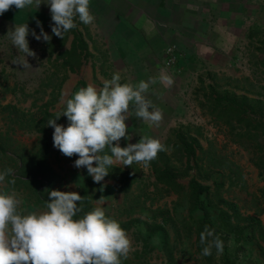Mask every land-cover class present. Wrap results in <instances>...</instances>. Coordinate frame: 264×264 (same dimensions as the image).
Instances as JSON below:
<instances>
[{"label": "trees", "instance_id": "1", "mask_svg": "<svg viewBox=\"0 0 264 264\" xmlns=\"http://www.w3.org/2000/svg\"><path fill=\"white\" fill-rule=\"evenodd\" d=\"M69 33H72L73 37L69 46L63 48ZM51 37V41L46 42L47 58L52 63L50 73L47 74L49 79L46 82L41 81L38 88L45 92L46 86H50L48 91L51 94L50 98L36 104L35 110H25L16 103H0V111L6 113L4 117L7 119L6 128L0 127V172L11 168L13 172L6 176L4 182L25 193L35 206L42 208H46L49 199L48 191L45 189L66 191L63 187L62 174L49 160L52 154H56V158L60 160V154L53 146L54 129L47 125L49 119H55L60 113L51 108L60 96V87L65 75L64 73L59 75L58 80H53L50 76L57 75L59 66L64 72L74 71L87 55H92L82 54L87 49V43L77 31V27L65 33L64 39L52 33ZM256 63L264 66V59L260 58ZM255 75L254 72L253 78L231 77L212 71L198 74L194 98L201 110L210 116L217 126L224 128L225 134L233 143L250 153L251 162L264 174V82ZM77 85H81V88L87 86L83 79H80ZM4 87L15 91V86ZM62 119L63 116L57 123L59 124ZM15 125L23 131L37 133L36 143L26 147L12 141L11 131H14ZM200 135H202L200 125L179 123L172 127L162 143L167 150L161 151L148 167L152 180L150 176L144 175L143 165L135 162L132 166L114 164L109 168V175L106 177L113 180L115 188L125 197L133 196L138 203L145 204L147 200L152 202L171 193L179 198L183 197L192 219L189 232L194 235L195 252L203 264H239V253H245L250 243L256 244L264 256L262 244L264 224L261 219L257 214H244L237 202L224 197L221 193L224 181L218 180L213 174L222 172L225 168L231 172L232 162L227 158L222 159L211 142L204 146L200 141ZM125 139L121 138L123 142H126ZM115 144L116 142H113V146ZM63 157L70 160L78 156ZM191 169H195L196 174H190ZM186 175L190 176L184 183L180 178ZM200 177L211 178L212 184L202 182ZM229 177L232 182L235 175L230 173ZM13 179L15 184L11 183ZM97 185L98 183L93 181L85 169L83 181L78 189V193L83 197L82 202H78V207L82 211L74 219L82 218L84 214L95 209L93 191ZM152 211L153 219L145 221V232L136 229L143 240L142 248L135 250L133 256H128L127 259L121 258L122 264L148 263L147 253L152 248L148 238L155 233L160 236L161 246L167 258L173 259L175 243L181 234L172 211L166 206H159ZM105 214L112 218L107 212ZM116 221L122 228L128 230L136 226L141 219L133 216ZM167 224L174 226L173 242L170 240ZM205 226L213 229L215 235L223 241L224 248L221 254H217L213 248L211 256L202 255L204 245L200 244V233Z\"/></svg>", "mask_w": 264, "mask_h": 264}, {"label": "clouds", "instance_id": "2", "mask_svg": "<svg viewBox=\"0 0 264 264\" xmlns=\"http://www.w3.org/2000/svg\"><path fill=\"white\" fill-rule=\"evenodd\" d=\"M89 2L47 0L53 21L52 34L64 39L65 33L77 27V17L84 24H92L94 17ZM34 3L37 8L42 4L41 0H0V15L12 7L22 10ZM37 27L40 34L32 30L33 37L50 42L52 37L44 32L39 21ZM29 31L25 23L14 27L10 33L12 44L25 54L12 63L23 65L24 69L32 67L26 57H36L29 48ZM156 82L150 78L136 85L120 83L119 74H114L110 80L103 81L101 88L92 84L80 88L64 101L65 110L47 122L54 129L53 146L66 157L78 156L74 167L86 168L98 184L109 175V168L114 164L132 166L135 162L147 169L161 151L167 150L165 145L148 136L126 147L119 146V141L128 135L126 121L130 110L134 109L135 116L149 127L160 125L162 110L155 108L145 95L150 84ZM159 82L166 87L174 83L172 77L164 73ZM61 116L67 118V127L57 123ZM12 172L11 168L0 172V185ZM11 183L15 184V179ZM45 190L49 196L47 211L27 214L20 209L22 201L17 193L0 192V264H122L121 258H128L132 251L128 233L118 221L107 217L102 207L74 219L82 211L78 202H82L83 197L76 191ZM104 203L101 196L97 204ZM200 244L204 245L202 255L205 257L212 255L213 248L217 254L223 252V241L208 226L200 233Z\"/></svg>", "mask_w": 264, "mask_h": 264}, {"label": "rangeland", "instance_id": "3", "mask_svg": "<svg viewBox=\"0 0 264 264\" xmlns=\"http://www.w3.org/2000/svg\"><path fill=\"white\" fill-rule=\"evenodd\" d=\"M13 30L14 29L5 27L0 29V103L4 104L6 102H11L16 103L25 110H35L37 107L36 104L42 103L45 99H48L51 96V94L48 93L50 86H46L45 92L38 88L41 81H48L49 77H47V74L50 73L52 63L48 60L47 54L44 53V50H47L46 42H44L43 39L40 41L36 40L31 34L32 30H35L39 35L40 29L30 28L27 39L29 41V48L36 53V57H26V59L32 67L24 69L23 65L13 64L12 62L17 60L18 57L24 58L25 56L24 53L19 52L12 44L10 33ZM43 30L47 33L49 28L43 27ZM257 30V35L250 38L252 41L249 40L248 45L244 44V48L247 53L253 54L250 62L251 65H255L253 69V72L256 74L255 76L264 79V66L257 65L258 63H256L260 58L264 59V28ZM95 68H97V70ZM99 68V60L97 59V56L93 55H87L74 71L66 70V72H64V69L62 70L59 66L57 75L50 76V78L58 80L60 77L59 75H62L63 73L65 78L60 87V96L53 103L51 109L58 110L60 113L65 110L66 103L64 101L71 98L73 94L81 88V85H77L80 79H83L87 85L92 84L97 88H101L103 86V81L110 80L113 75L116 74L115 71H102L98 70ZM182 70H184V67ZM206 71L212 70L203 69L202 67H200V69L189 68L187 70L189 74L187 80L190 79V83L186 87H180L178 91L179 96L183 100L182 109L186 112L182 118L163 127L150 129L144 128L143 134L139 135L138 138H135L133 135L130 136L128 127V135L125 137L126 142L120 140L119 146L126 147L129 143H137L143 136L158 139L163 143L167 138L170 129L179 123L200 125L202 128V135L199 136L201 143L204 146H208V143L211 142L213 148L217 149V152L222 159L227 158L232 162V165H230L232 168L231 172L228 168H225L222 171L223 173H213L218 180L224 181V186L221 191L222 195L237 202L240 210L244 214H257L264 224V174L260 173L258 168L251 162L250 153L245 148L233 143L225 134L224 128L217 126L210 119V116L201 110L194 98V88L198 84V81H195L197 80V75L204 74ZM217 74L227 76L225 74ZM171 76L174 77L173 75ZM252 76H254V74ZM5 85L15 86V91L8 90L4 87ZM37 90L39 91L37 92ZM34 100H36L35 104H33ZM196 105L198 108L195 107ZM186 114L187 117H185ZM4 116H6V113L0 111V127L2 129H5L7 126V119H5ZM193 116H196L198 121L193 118ZM59 124L67 127V118L63 116V119ZM11 138L12 141L17 142L18 144H24L26 147H31L37 141V133L23 131L15 125L14 131H11ZM54 149L59 152L60 160L56 158V154H52L49 157V160L62 174L64 179L63 187L66 191L78 192L86 168L74 167V162L78 157L65 160L62 153L55 147ZM143 169L144 175L146 177L150 176L149 169ZM230 173L235 175L232 182L229 177ZM190 174H196L195 169H191ZM189 176L190 175L183 176L180 180L186 183ZM152 179L153 177L150 176V180ZM199 179L204 183L212 184L211 178L200 177ZM151 187L152 186L150 185V188ZM0 192L17 193L18 198L22 201L20 209L24 214L47 211V208L35 206L29 196L20 190L8 186L5 182L0 185ZM93 195L94 208L102 207L104 212H107L113 219L126 220L133 216H137L141 219L136 226L130 227L126 230L132 241V251H130L128 255L129 257L133 256L134 251L141 249L143 245V240L140 238L138 234L139 232L136 229L145 232V221H151L153 219L152 210L159 206H166L171 209L181 236L175 243L173 259L169 260L162 249L159 234L155 233L151 235L148 240L152 248L149 253H147L148 263L146 264H203L195 252L193 244L194 235L189 232L190 227L192 226V219L190 218L191 214L188 210L187 202L183 197L179 198L176 194L171 193L153 200L152 202L147 200L145 204L142 202L138 203L133 196H130L129 198L125 197L122 192L115 188L113 180L107 177L97 185L93 191ZM101 196H104L105 203L99 205L97 204V200ZM159 219L160 217L157 218V220ZM166 227L170 232V240L173 242L175 235L174 226L167 224ZM262 244L264 245V242ZM239 258V264H264V256L261 255L254 243L247 245V250H245V253H239Z\"/></svg>", "mask_w": 264, "mask_h": 264}, {"label": "crops", "instance_id": "4", "mask_svg": "<svg viewBox=\"0 0 264 264\" xmlns=\"http://www.w3.org/2000/svg\"><path fill=\"white\" fill-rule=\"evenodd\" d=\"M41 2L38 8L35 3L22 10L12 7L0 15V29L25 23L29 29H40L39 21L49 28L47 34L51 36L50 8L47 0ZM89 10L94 17L92 24L75 19L77 31L87 43L82 54L97 56L98 70L115 71L120 83L136 85L150 78L157 81L150 84L145 95L162 110L163 120L158 127H149L135 116L134 109L130 110L126 121L130 136L138 138L144 128L163 127L185 115L178 91L190 83L189 68L254 77L253 54L245 51L244 44L252 41L257 29L264 28V0H90ZM72 37L69 33L63 48L69 46ZM167 44L189 54L180 59L184 70L174 77L160 65ZM44 53L48 54L47 50ZM161 73L171 76L174 83L168 87L161 84Z\"/></svg>", "mask_w": 264, "mask_h": 264}, {"label": "built area", "instance_id": "5", "mask_svg": "<svg viewBox=\"0 0 264 264\" xmlns=\"http://www.w3.org/2000/svg\"><path fill=\"white\" fill-rule=\"evenodd\" d=\"M189 54H185L178 50L175 44H167L163 49V54L160 58V65L175 76L183 69V64L180 62L181 58L188 57ZM246 68V64H245ZM198 121L196 116H193ZM196 121V122H197Z\"/></svg>", "mask_w": 264, "mask_h": 264}]
</instances>
